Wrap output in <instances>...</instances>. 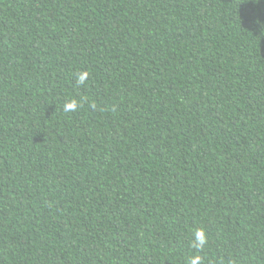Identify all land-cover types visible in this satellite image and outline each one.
Listing matches in <instances>:
<instances>
[{"label":"trees","instance_id":"16d2710c","mask_svg":"<svg viewBox=\"0 0 264 264\" xmlns=\"http://www.w3.org/2000/svg\"><path fill=\"white\" fill-rule=\"evenodd\" d=\"M194 257L264 264V0H0V264Z\"/></svg>","mask_w":264,"mask_h":264},{"label":"clouds","instance_id":"9594fccd","mask_svg":"<svg viewBox=\"0 0 264 264\" xmlns=\"http://www.w3.org/2000/svg\"><path fill=\"white\" fill-rule=\"evenodd\" d=\"M86 73H80L78 76V83L80 84H84L85 80H86ZM77 107V104L75 101H73L71 104L66 105V110H75V108ZM206 243V236L203 234L202 230H199L196 233V241L194 246L195 247H203ZM200 257H194L191 261L190 264H200Z\"/></svg>","mask_w":264,"mask_h":264}]
</instances>
